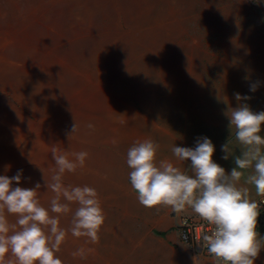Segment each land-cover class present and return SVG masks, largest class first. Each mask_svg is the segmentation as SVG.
Wrapping results in <instances>:
<instances>
[{
    "label": "rangeland",
    "instance_id": "rangeland-1",
    "mask_svg": "<svg viewBox=\"0 0 264 264\" xmlns=\"http://www.w3.org/2000/svg\"><path fill=\"white\" fill-rule=\"evenodd\" d=\"M235 93L264 111V0H0V175L22 169L13 187L39 183L47 208L52 148L87 152L63 183L93 187L105 215L98 244L68 233L63 264H163L174 213L139 203L127 151L151 139L158 160L189 167L172 147L221 149Z\"/></svg>",
    "mask_w": 264,
    "mask_h": 264
},
{
    "label": "clouds",
    "instance_id": "clouds-1",
    "mask_svg": "<svg viewBox=\"0 0 264 264\" xmlns=\"http://www.w3.org/2000/svg\"><path fill=\"white\" fill-rule=\"evenodd\" d=\"M257 86L251 82L249 90L255 92ZM234 95L241 101L240 106L228 110L226 116L232 136L242 150L234 158L236 167L230 175L213 160L215 145L207 137L199 139L195 148L174 145L171 149L177 160L191 162L192 175L170 160H158L159 146L151 139L137 141L127 151L129 181L141 205L170 207L178 217L190 208L213 226L210 234L197 237L202 252L192 258L194 264H198L205 249L214 258L213 264H255L262 249L257 232L260 205L250 199L248 187L237 185L243 176L242 170L252 168L253 174L247 177L246 183L264 197V136L261 135L264 111L254 112L242 102L251 97ZM76 130L77 123L73 125L70 140ZM51 151L55 168L51 180L45 178L47 191L53 193L47 208L38 197L39 183L33 188L13 187L14 183L21 182L22 169L11 178L0 175V264H63L57 253L69 232L73 237L87 238L89 244L100 241L105 215L97 191L88 185L63 183L65 173L84 167L88 153H72L74 159H70L67 151L55 147ZM221 151L225 153L222 159L234 156L232 139L221 146ZM9 168L10 165L5 166V171ZM72 204L77 205L74 211ZM69 213L71 225L65 229L60 218ZM9 216H14L15 221H10ZM91 250L81 247L72 256L83 258Z\"/></svg>",
    "mask_w": 264,
    "mask_h": 264
},
{
    "label": "crops",
    "instance_id": "crops-1",
    "mask_svg": "<svg viewBox=\"0 0 264 264\" xmlns=\"http://www.w3.org/2000/svg\"><path fill=\"white\" fill-rule=\"evenodd\" d=\"M226 116V114H225ZM226 130H229L228 132ZM230 139H232V150L234 156H231L228 160L222 159V156L225 154L221 151V149L218 148V150H215L213 160L221 165L225 170L226 173L230 175L231 170L236 167L234 163V158L237 155L241 154L242 146L239 144L238 141H236L235 136H232V133L230 131V128L226 127L225 124V136L221 137L220 139H217L221 144H226ZM218 145L217 147H219ZM181 162V161H180ZM182 164V163H181ZM181 164L179 165L180 169L184 171L185 173L192 175L191 167H187L188 165H182L186 167H181ZM186 169V170H185ZM243 176L237 185L238 187H248L250 189L249 191V197L250 199L258 202L262 200L261 196L256 194L255 187L252 185H249L246 183L247 177L251 174H253V169L249 168L247 170H242ZM169 207L163 206L161 215L164 219H166V222L169 220ZM173 227V223H172ZM259 233V239L262 245V249L260 252L259 257L255 260V264H264V234H262L261 230H257ZM167 245L164 246V250L166 254L164 255V263L163 264H194L193 257L196 256L194 252L183 244L180 239V234L177 230L173 229L168 234V239L166 240ZM198 264H207V258L206 257H200L198 260Z\"/></svg>",
    "mask_w": 264,
    "mask_h": 264
},
{
    "label": "built area",
    "instance_id": "built-area-1",
    "mask_svg": "<svg viewBox=\"0 0 264 264\" xmlns=\"http://www.w3.org/2000/svg\"><path fill=\"white\" fill-rule=\"evenodd\" d=\"M257 203L260 205L259 210L261 213L257 230H261L264 228V199ZM173 218L175 227L180 234L181 242L191 248L196 256L199 255L202 252V248L197 244V237L210 234L213 226L199 218L190 208L181 213L179 217L174 213ZM201 257L207 258V264H213L214 262V258L207 253L206 249ZM219 264H223V262H219Z\"/></svg>",
    "mask_w": 264,
    "mask_h": 264
},
{
    "label": "trees",
    "instance_id": "trees-1",
    "mask_svg": "<svg viewBox=\"0 0 264 264\" xmlns=\"http://www.w3.org/2000/svg\"><path fill=\"white\" fill-rule=\"evenodd\" d=\"M264 229V228H263ZM263 229H261V231L263 232Z\"/></svg>",
    "mask_w": 264,
    "mask_h": 264
}]
</instances>
